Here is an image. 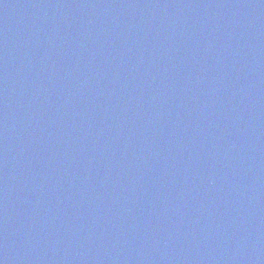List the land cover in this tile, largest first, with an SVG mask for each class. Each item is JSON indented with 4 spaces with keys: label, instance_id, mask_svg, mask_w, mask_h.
<instances>
[{
    "label": "water",
    "instance_id": "95a60500",
    "mask_svg": "<svg viewBox=\"0 0 264 264\" xmlns=\"http://www.w3.org/2000/svg\"><path fill=\"white\" fill-rule=\"evenodd\" d=\"M0 264H264V0H0Z\"/></svg>",
    "mask_w": 264,
    "mask_h": 264
}]
</instances>
